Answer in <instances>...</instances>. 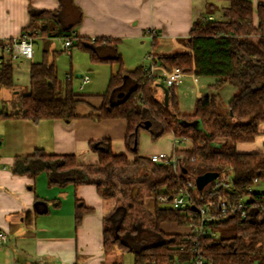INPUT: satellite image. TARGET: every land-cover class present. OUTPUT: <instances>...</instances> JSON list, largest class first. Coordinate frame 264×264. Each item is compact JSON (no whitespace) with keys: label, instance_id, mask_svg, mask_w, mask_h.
<instances>
[{"label":"trees","instance_id":"1","mask_svg":"<svg viewBox=\"0 0 264 264\" xmlns=\"http://www.w3.org/2000/svg\"><path fill=\"white\" fill-rule=\"evenodd\" d=\"M54 11L29 6L30 25L24 30L33 38H61L70 40L69 49L79 48L90 54L94 63H118L103 95L98 113L89 117L95 121L121 118L127 121L125 145L133 156L113 153L111 140L90 142L98 154L96 165H79L74 156L48 155L37 149L33 154L16 157L14 174H37L47 171L50 182L95 184L105 197L120 195L116 206L104 218V250L131 252L134 264H191L197 250L208 264H264V194L248 192L255 180L264 181V151L238 152L239 143H249L262 134L264 123V0H205V12L195 19L186 38L180 39L187 49L173 53L150 54L154 63L165 70L180 69L196 78H214L213 88L219 90L230 84L238 93L229 101V112L218 111V94L201 96L194 112L182 113L175 84L165 88L160 98L145 67L133 71L123 68L118 43L111 38H82L76 30L83 12L74 0H58ZM214 1L223 2L222 6ZM219 12L220 17L210 19ZM152 48L158 46L153 36ZM112 51V53L110 52ZM44 53L41 62L30 65L31 86L27 95L21 93L11 102L8 112L0 113V121L22 118L38 124L43 120L78 117L76 110L83 101L73 89V78L62 85L57 77L55 62ZM0 90H14V63L0 41ZM123 93L122 97H119ZM150 126L146 128V123ZM198 123L196 127L194 124ZM147 131L154 140L167 133L175 140L187 139L189 147L176 143L174 155L183 166L178 179L172 167L157 164L139 155V135ZM130 172L125 177L120 175ZM207 172L218 174L216 180L203 190L196 187L194 178ZM122 173V174H121ZM120 178V179H119ZM121 180L119 190L116 182ZM191 180L193 205L174 209L170 196L186 181ZM231 182L235 197H246V217L230 214L215 221L201 222L198 207L218 210V198L231 190L216 186L217 182ZM184 183V184H183ZM232 193V192H231ZM167 197L162 203L160 197ZM154 200L153 212L146 207L147 199ZM160 203L164 205H160ZM91 209L81 201L76 206V223ZM164 223L189 227L186 234L166 233ZM211 235L197 234L199 227Z\"/></svg>","mask_w":264,"mask_h":264},{"label":"crops","instance_id":"2","mask_svg":"<svg viewBox=\"0 0 264 264\" xmlns=\"http://www.w3.org/2000/svg\"><path fill=\"white\" fill-rule=\"evenodd\" d=\"M253 1L257 4V0ZM74 2L83 12L82 21L76 30L77 34L82 38L104 37L116 40L123 63L131 60V63L137 66L135 69L151 64L148 55L145 58L141 55L138 59L137 54L140 49H144L146 40L152 43L153 36H156L160 47L157 50L152 49L155 54L173 53L177 49L188 51L180 43V39L189 35L193 22L203 14L201 11L196 12L195 0H74ZM203 3L205 7V0ZM30 5L37 9L54 11L60 4L58 0H0V41L18 38L30 25L28 13ZM37 39L34 38V48ZM34 58H20L13 62L15 89L0 90V113L8 112L11 109V102L16 100L19 94L29 93L30 65L34 63ZM109 64L112 65L111 77L115 74L113 64L116 63ZM187 75L182 77L184 79L182 84L180 81L182 78L175 84L176 89L187 80L198 85L200 79L193 74L190 75L192 76L190 79ZM85 76L89 78L84 84L87 85L90 77L78 75L81 89ZM67 77L73 78L72 70ZM155 83L154 87L159 96L164 91L165 84L160 80ZM104 94L99 95L101 102L94 104L86 101L85 96L80 94L83 101L76 110L78 117L69 122L54 119L35 124L22 118L0 121V230L7 234V240L0 244V264H118L112 259L115 256L104 250L103 230L104 218L116 206L119 195L105 197L98 192L95 184L51 183L47 171L34 175L14 174L12 171L16 157L29 156L37 149L44 150L48 155L74 156L79 165H96L99 161L98 154L89 145L91 141L99 139L111 140L113 153L125 154L132 161L133 156L125 145L127 121L121 118L95 121L89 117L98 113L102 107ZM260 130L263 134L264 129ZM142 133L144 138L149 134L147 131ZM167 135L173 142L170 151L168 148L147 150L143 145L141 147L139 145V155L146 158L158 153L172 155L176 140L173 134ZM78 201L91 209L84 214L79 224L76 223ZM147 201L146 207L150 209ZM150 210L152 212L154 210V200L153 208ZM175 225L176 227L170 226L171 231L166 233L191 232L189 227H182L181 231V226Z\"/></svg>","mask_w":264,"mask_h":264},{"label":"rangeland","instance_id":"3","mask_svg":"<svg viewBox=\"0 0 264 264\" xmlns=\"http://www.w3.org/2000/svg\"><path fill=\"white\" fill-rule=\"evenodd\" d=\"M217 5L222 6L223 2L220 1H214ZM195 7L196 12H203L204 14V3L203 0H195ZM202 15V14H201ZM220 17V13L217 12L213 14V16L210 17V19H216ZM37 41L35 43L34 48V55L35 58L33 60L34 63L41 62L44 57V50H47L48 58L50 60H53L55 62V68L57 72V77L61 81V83L65 84L67 80V74L71 73V70L73 72V89L75 93L84 95L86 98V101L88 100L91 104H94L96 102H101V98L99 95L104 94L109 86L110 81V69L111 64H104V63H94L91 60L90 54L84 50H81L79 48H73V49H66L64 47V40L53 38V39H46V37H42L41 35L37 37ZM160 48L159 46H156L154 50H157ZM151 41L146 40V45L144 49H140L137 56L138 59L140 56H144L145 58L147 55L149 56V53H154L152 50ZM187 51V50H186ZM112 53V51H110ZM73 54V56H71ZM147 56V57H148ZM142 63V62H141ZM17 64V63H16ZM28 62L26 63V65ZM18 65V64H17ZM133 65V66H132ZM135 63H131V60L126 63L124 61L123 68L133 70L135 69L134 66ZM115 67V73L118 72V69L120 68V65L113 64ZM78 75H88L90 77V82L87 85H84L83 88H80V78ZM191 74L187 75V78L192 79L190 76ZM200 82L198 85H194L191 83V81L187 80L185 81L184 85H181L184 81L182 78L180 81L181 84L178 85L176 89V94L178 96V102H179V108L182 113H193L196 101L200 98L201 93H204V95L208 94H218L219 95V102H218V111L220 113L226 114L229 112V101L238 93V89L230 84H227L220 88L219 90H215L212 86L215 82L214 78H208V77H201ZM156 84V83H155ZM13 91V90H11ZM158 95V93H157ZM161 94L158 96L160 98ZM261 129H264V123L260 125ZM143 132V131H142ZM140 132L139 135V145L140 147L143 145L147 150L151 148L161 149V150H169L171 149L173 142L170 140L171 138L169 135L165 134L164 136L160 137L157 140H154L151 136V134H148L146 138L142 137ZM190 141H186L184 144H181V147H189ZM236 149L238 152L243 153H251V152H258V151H264V133L259 135L255 141L249 142V143H239L236 146ZM122 174V173H121ZM130 174V172L124 173L120 175V178L125 177L126 175ZM119 178V179H120ZM196 178H194V181L196 183ZM121 184V180L116 182V189L119 190ZM252 190L256 193L264 194V181L256 182ZM121 196L119 195V198ZM162 203H160L161 205ZM147 205L150 209L153 208V200L149 199L147 201ZM164 205V204H162ZM170 226L176 227L175 224L171 223H165L163 225V229L165 232L171 231ZM181 227V231H182ZM180 230V229H179ZM185 230V228H184ZM113 257L112 259L116 260L118 264H134V256L131 252H120V251H114L111 252Z\"/></svg>","mask_w":264,"mask_h":264},{"label":"built area","instance_id":"4","mask_svg":"<svg viewBox=\"0 0 264 264\" xmlns=\"http://www.w3.org/2000/svg\"><path fill=\"white\" fill-rule=\"evenodd\" d=\"M34 38L30 32L24 31L18 38L13 39H4L2 40V45L6 54H10L13 62L17 61L20 58L32 59L34 56V47H33ZM71 45L70 40H65L64 47L68 49ZM151 58V64L145 67V70L148 72V76L155 81L160 80L163 84L170 86L176 84L180 78L186 76L180 69L176 68L173 71L165 70L161 65L154 63L153 58ZM3 57L0 55V66L2 64ZM196 80V79H195ZM89 81V78L85 76L82 80L83 85ZM187 139L181 141L176 140L175 143L184 144ZM152 162L157 164H166L170 165L173 170V174L178 179L181 177L183 172V166L179 162L178 158L174 155H167L165 153H158L151 155L149 158ZM259 182L255 180V183ZM184 184V183H183ZM216 186H222L225 189L231 190V192L226 196H220L218 198V210L211 212L208 208L202 206L198 207V214L201 218V222L204 221H215L221 218H224L230 214H240L243 217H246L248 214V209L255 206L253 204H247L246 197H235V192L232 190L231 182H217ZM194 187V183L191 180L186 181L177 191H175L170 196V204L174 209H185L193 205L191 190ZM248 192H253L252 186L247 188ZM261 200L264 201V196L261 197ZM159 201L162 203L168 202L167 197H160ZM197 234L211 235L210 232H207L201 227L195 230ZM7 240V234L0 230V244L4 243ZM196 256L193 258L191 264H208L204 257L197 250L198 242L194 241Z\"/></svg>","mask_w":264,"mask_h":264},{"label":"water","instance_id":"5","mask_svg":"<svg viewBox=\"0 0 264 264\" xmlns=\"http://www.w3.org/2000/svg\"><path fill=\"white\" fill-rule=\"evenodd\" d=\"M165 94H166V102H167V95H168V91L165 88V86H163ZM123 93L119 95V97H122ZM196 127L198 126V123L194 124ZM150 126V123L147 122L146 123V128H148ZM218 177V174L215 172H207L201 176H198L196 179V187L199 190H203L208 184H210L211 182H213L214 180H216Z\"/></svg>","mask_w":264,"mask_h":264}]
</instances>
